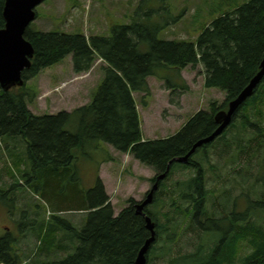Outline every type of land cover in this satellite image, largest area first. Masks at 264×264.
I'll use <instances>...</instances> for the list:
<instances>
[{
    "label": "trees",
    "instance_id": "16d2710c",
    "mask_svg": "<svg viewBox=\"0 0 264 264\" xmlns=\"http://www.w3.org/2000/svg\"><path fill=\"white\" fill-rule=\"evenodd\" d=\"M152 1L140 0L133 14L141 10V17L112 26L108 36L26 29L24 37L32 44L34 56L22 73L24 84L8 90L0 84V144L5 143L12 159L5 169L13 179L0 185V200H19L18 186L23 185L40 195L48 207L40 213L27 204L22 213L23 219L34 224L28 231L33 234L31 245L23 231L18 234L14 224L13 230L7 227L0 237V264H136L140 250L151 237L147 216L156 225V241L149 247L148 264L153 254H162L156 242L164 241L165 235L169 246L179 224L195 222L213 235L215 245L208 249L202 241L195 251L170 258L169 264H264V76L221 135L198 146L187 162L178 161L219 127L215 116L227 110L229 102L259 72L264 58V0H249L220 15L203 29L196 42L159 39L158 32L168 22L154 21L153 8L143 10ZM4 5L5 0H0V29L5 26ZM143 43L148 44L147 50L142 49ZM70 54L75 72H88L97 59L105 62V76L98 90L89 103L71 112L34 114L28 106L37 92L26 87L28 79ZM198 65L203 68L204 86L225 91V100H210L208 110L196 111L172 135L144 139L134 93H143L145 103L151 91L148 77L159 75L170 91L171 103L179 105V98L190 88L180 72ZM170 72L176 73L177 82L171 81ZM98 141L129 153L155 171L151 181L160 189L153 192L149 206L152 209L145 206L139 213L137 201L130 197L127 206L115 216L99 175L94 187L81 190L76 151ZM215 152L217 160L235 163L239 173L251 169L248 162L242 163L243 157L255 161V180L245 187L250 193L244 189L237 196L240 200L236 199L245 200V207L238 209L235 204L236 208L224 212L223 217L206 205L214 194L206 186L207 170L219 173L226 167L212 162ZM111 157L108 153L107 160H113ZM175 166L194 174L169 186L166 179H170ZM161 174H166L164 180L158 178ZM219 177L218 181H222ZM226 191L219 198L228 195L229 201L233 200ZM75 202H79V208ZM165 204L170 209L163 214L165 221L161 223ZM66 208L83 210L84 223L64 218L61 214ZM179 215L182 220L177 218ZM17 239L26 244V250L16 244ZM241 242L248 243L249 248L242 256Z\"/></svg>",
    "mask_w": 264,
    "mask_h": 264
},
{
    "label": "rangeland",
    "instance_id": "374dc122",
    "mask_svg": "<svg viewBox=\"0 0 264 264\" xmlns=\"http://www.w3.org/2000/svg\"><path fill=\"white\" fill-rule=\"evenodd\" d=\"M248 1L154 0L144 6L143 10L149 7L153 8L156 10L153 13L154 17L152 15L154 21L168 22V25L158 32L159 39H184L196 42L203 29L209 26L213 20L220 15L233 11ZM139 4L140 0H44L37 5V18L32 22L30 28L44 32H81L87 37L92 35L108 36L112 33V26L129 23L134 18L141 17V10L138 15L134 16L133 14ZM142 49L147 50L148 44L143 43ZM104 65V61L97 59L88 72H75L72 55L70 54L60 63L43 69L37 76L27 81L26 87L37 92V97L28 106L29 109L34 114H52L59 111L71 112L79 106L89 103L94 92L98 90L104 79ZM168 74L171 76L172 82L178 81L179 78L175 75V72ZM180 75L190 88L179 98V105L171 103L170 91L166 88L165 81L159 78V75L148 77L151 91L147 95L145 103L141 99V96L144 95L143 93H134L138 103L141 128L143 135L146 137L145 139L172 135L178 132L196 111L200 109L208 110L210 100H218L219 102L225 100V91L217 87L207 88L204 86V74L201 65H198L195 69L188 66L180 72ZM91 143H87L76 151L78 156L77 166L83 182V185H80L81 190L94 187L97 182L96 176L99 173V178L105 186L109 201L113 205L115 216L127 206L126 200L128 198L132 197L140 202L143 199L145 200V195L148 194L151 183H153L151 178L154 177L155 171L135 158L128 157L127 153L119 152L113 146L111 150V146L103 141ZM3 150L6 152L3 153ZM20 150H23L22 146ZM108 152L109 155L112 152L114 160L107 161ZM216 154L215 152L212 156V162H221L220 165L226 167H223L219 173L218 170H214V172L211 168L207 170L206 186L214 191V194L210 196V200L206 205L218 217H223V213L230 212L233 207L236 208L237 206L238 209L245 207V200L241 199V201H238L240 199L237 196L241 195L247 183L254 182L255 161H247L242 156V163L246 164L248 162L251 169L250 171L240 169L239 173L235 163L232 165L226 164L225 159H218V161ZM228 157L229 155L226 156V158ZM230 159L232 158L229 157ZM10 162H12V159L9 156L7 147L5 143H2L0 144L1 186L13 181L5 169L6 163ZM99 163L100 165L98 166ZM243 168L247 167L244 166ZM174 170L170 179H166L169 186L173 184V181L177 182L194 174L192 170L179 168V166H175ZM230 170L234 174H231ZM217 174L218 176H216ZM243 175L247 176V179ZM219 176L223 178L222 181H218L217 178H220ZM222 190H227L226 192L229 193L233 200L229 201L228 195H221L219 198V195L223 192ZM249 190V188L245 189V192L247 193ZM17 195L19 200L13 201L12 199L7 200V198H5V201L3 199L0 200V237L4 236L7 227L11 226V229L8 230H13L12 224H14L18 234L23 231V234L26 235V242L31 245L33 234L28 231H30L29 228L34 227V224L23 219L22 213L27 204L32 209L40 210V213H43L48 206L40 195L37 196L27 186L19 185ZM11 197L13 196L11 195ZM236 199H238V202ZM220 202L225 206L229 202L230 204L225 207ZM73 204L76 208H79V202ZM149 206L150 204L148 208L152 209ZM169 209V204L162 206L161 223L165 221L163 214ZM61 215L77 224H83L86 218V213L80 209L66 208ZM177 218L182 220L180 215ZM195 224H179L180 229H177V235L169 246L166 244V236L164 235V241L155 243L156 247L161 249L162 254H159L160 256L157 253L153 254L154 259L149 264H169L168 260L170 258L195 251L198 244L202 243V241L206 243L205 245L208 249L215 245L213 235L208 233L207 230L203 231L202 226L198 225L199 223ZM221 233L222 227L217 231L216 236L219 238ZM16 241L17 245L22 246L21 249L23 251L26 250V244L19 239ZM247 245L248 243L241 242L240 256L247 250L249 251ZM153 255H151L152 258ZM29 257L28 259H30Z\"/></svg>",
    "mask_w": 264,
    "mask_h": 264
},
{
    "label": "water",
    "instance_id": "95a60500",
    "mask_svg": "<svg viewBox=\"0 0 264 264\" xmlns=\"http://www.w3.org/2000/svg\"><path fill=\"white\" fill-rule=\"evenodd\" d=\"M44 0H5L3 16L5 26L0 29V84L8 90L15 86H22L24 79L22 73L31 65L34 56L32 44L25 39L24 34L31 23L36 19V7ZM264 76V58L260 64L259 72L251 79L247 87L238 96L231 100L228 109L219 112L215 118L219 127L209 136L198 141L192 151L178 161L187 162L198 146L214 141L225 130L232 120V116L242 102L251 95L253 89L259 84ZM165 174L158 176L159 179ZM158 188L156 183L148 193L146 199L137 203L138 212H143L145 206L153 201V192ZM147 227L151 231V237L146 241L139 252L136 264H147L148 251L152 242L156 239L155 223L150 216L146 217Z\"/></svg>",
    "mask_w": 264,
    "mask_h": 264
},
{
    "label": "bare ground",
    "instance_id": "6f19581e",
    "mask_svg": "<svg viewBox=\"0 0 264 264\" xmlns=\"http://www.w3.org/2000/svg\"><path fill=\"white\" fill-rule=\"evenodd\" d=\"M221 135V134H220ZM15 146V145H14ZM201 148V147H200ZM193 156V155H192ZM194 157V156H193ZM191 158V157H190ZM206 158H207V156H206ZM193 160V159H192ZM169 170V169H168ZM166 175V174H165ZM163 185V184H162ZM156 241V240H155ZM149 252V251H148ZM147 264H148V260H147Z\"/></svg>",
    "mask_w": 264,
    "mask_h": 264
},
{
    "label": "crops",
    "instance_id": "0c3cea01",
    "mask_svg": "<svg viewBox=\"0 0 264 264\" xmlns=\"http://www.w3.org/2000/svg\"><path fill=\"white\" fill-rule=\"evenodd\" d=\"M143 131V130H142ZM143 138L145 139L146 137L143 135Z\"/></svg>",
    "mask_w": 264,
    "mask_h": 264
},
{
    "label": "flooded vegetation",
    "instance_id": "af4514ba",
    "mask_svg": "<svg viewBox=\"0 0 264 264\" xmlns=\"http://www.w3.org/2000/svg\"><path fill=\"white\" fill-rule=\"evenodd\" d=\"M184 164H186V163H184ZM154 184V183H153ZM153 184H152V186H153Z\"/></svg>",
    "mask_w": 264,
    "mask_h": 264
}]
</instances>
